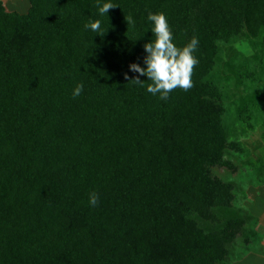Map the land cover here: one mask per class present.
<instances>
[{"label":"trees","instance_id":"trees-1","mask_svg":"<svg viewBox=\"0 0 264 264\" xmlns=\"http://www.w3.org/2000/svg\"><path fill=\"white\" fill-rule=\"evenodd\" d=\"M29 2L0 0V264H216L236 225L217 215L232 186L212 168L244 148L212 71L220 42L259 35L264 0H112L103 15L104 0ZM148 12L178 47L199 38L192 86L167 100L128 70L155 39ZM96 19L101 35L84 27Z\"/></svg>","mask_w":264,"mask_h":264},{"label":"rangeland","instance_id":"rangeland-1","mask_svg":"<svg viewBox=\"0 0 264 264\" xmlns=\"http://www.w3.org/2000/svg\"><path fill=\"white\" fill-rule=\"evenodd\" d=\"M1 1L9 12L25 14L30 8L29 0ZM219 46L212 73L223 79L220 88L229 110L225 122L236 129L235 140L244 151L226 152L225 159L234 167L212 168L215 177L232 186L231 209H219L217 215L223 224L231 220L236 225L226 254L216 264H264V28L257 36L246 31ZM240 115L248 116L249 122ZM199 223L209 230L217 228L204 220Z\"/></svg>","mask_w":264,"mask_h":264},{"label":"clouds","instance_id":"clouds-1","mask_svg":"<svg viewBox=\"0 0 264 264\" xmlns=\"http://www.w3.org/2000/svg\"><path fill=\"white\" fill-rule=\"evenodd\" d=\"M117 6L112 0H104L98 8V12L107 14L110 8ZM147 21L151 22L150 30L155 34V39L145 42L143 45L146 55L141 66L139 62H130L128 70L138 73L131 80L137 84L144 80L140 76L146 75L152 83L148 84L147 91L152 94L159 93L161 99L167 100L170 92L179 87L187 90L192 86V72L194 66L199 62L195 52L199 45V38L193 36L190 41L178 47L174 41V33L169 25L168 19L163 12H148ZM128 23H134L131 16L126 18ZM102 21L100 19L90 20L84 25L86 29H91L94 33H102ZM105 33V32H104ZM103 33V34H104ZM128 74L125 73V76ZM84 84L78 83L72 95L79 96L83 91ZM99 197L97 193L89 194L88 202L91 206L97 205Z\"/></svg>","mask_w":264,"mask_h":264}]
</instances>
